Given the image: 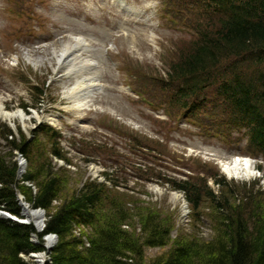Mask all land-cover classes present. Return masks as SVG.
Listing matches in <instances>:
<instances>
[{"label": "rangeland", "instance_id": "rangeland-1", "mask_svg": "<svg viewBox=\"0 0 264 264\" xmlns=\"http://www.w3.org/2000/svg\"><path fill=\"white\" fill-rule=\"evenodd\" d=\"M8 3L10 4V0H0V32L11 24L12 16L8 13ZM154 4L157 5V3ZM44 14L48 17L47 23L49 18L53 19L55 23L59 22L52 12L45 11ZM178 26H180V22L172 28H177ZM156 27H158L154 30L155 43L158 45L156 49L151 47L153 42L149 32L140 36L121 39L118 43L119 50L130 52L132 56L144 63L145 66L141 67L142 74L138 80L145 88L160 84V76L165 78L166 71L158 68H163L162 50L165 51L168 59H177L179 53L175 52V47L179 45V47L187 48L193 40L190 35L173 37V32L167 29L162 21ZM210 31L213 34L214 28L211 27ZM74 34V36L83 37V33L80 31H76ZM62 38L54 42L55 44H48L44 47L30 50L21 46L11 47L10 44L9 61H12V57L15 56V60L12 61L14 67L10 64L8 65V54H6L7 62L4 64L3 60L0 63V96L8 111H25L23 106L26 104L30 105V107L35 106L29 109L38 113L40 119L53 122L62 128L67 136L72 132L77 134L78 142H80L77 145L83 144L82 149L84 152L79 157L82 158V161L77 159L79 155L69 143L63 145L72 154H68L67 150L64 149L66 150L64 153H67L68 158L73 161V165L69 168L76 178H73V184L68 187L70 191L82 185L84 180L79 179L80 175H85V179L103 181L104 176L101 175V172L105 169L110 176L109 178H111L109 182L110 191L113 193L112 197L117 199L114 200L115 202L127 200L130 203H128L129 208H136L133 214H136L140 208L148 207L151 209L149 211H153L159 216L161 215L167 224H170L172 219H174L175 228L171 233V242L166 246L145 248L144 260L146 263H150L157 257L167 254L180 236L204 238L205 241L213 240L220 225L218 219L222 216L215 211L217 207L216 201L220 202L221 207L225 206L227 209H230L227 201L232 204L231 207L239 206V213L246 215L248 220H252L256 216V207L264 212V193H258V189H261V184H264V179L258 177V172H255L257 176L250 178L233 177L224 174L218 163L220 164L221 162L227 165L233 162V156L228 153L229 151L220 141H209L206 139L205 131L202 133L198 128L185 127L183 123L182 125L172 126L171 123H173L174 118L172 119L170 116L162 119L157 118L156 114L152 113L143 103L133 101L130 95L118 94L115 77L103 62L102 49L96 50L95 53L93 52L94 50H91V47L96 48L100 43L87 40L90 46L85 49V54L81 57L73 56V58L78 60V64L94 60V62L89 64L93 66L86 69L83 77L79 75L69 79L62 76L66 70L63 67H59L58 56L55 53L59 54L62 50L61 48H64L66 44H69L70 48L72 47L71 49H73L76 43L74 38L76 37L63 36ZM7 43L8 39H6V36L0 33V47L4 49ZM64 52L65 50L63 49L61 53ZM70 52L69 50L68 53ZM26 53L32 58L39 60L40 64H29L24 57ZM3 56L4 52L0 56V60H2ZM98 60L101 65H99ZM223 63L219 66L220 68L223 67ZM84 77L90 80L95 79V82L98 83V88L93 90L89 95L90 97L83 99L85 101H77L72 95V88L78 81H82ZM46 84H49V88H46ZM33 85L36 86L33 87ZM42 89L45 90L44 96L39 94ZM86 101L96 111V116L110 114V116L102 120L107 129L89 124H83L82 127H78L74 124L76 108ZM63 113L68 114L69 119L62 117ZM179 114L178 110L173 111L174 117ZM27 115L30 114L27 113ZM32 116L27 117L26 123L17 121L15 123L17 126L15 128L16 132L19 126L29 136L33 132L31 130L39 125L38 119L32 118ZM196 118L205 124L208 122V116L205 113H199ZM1 123L10 126L9 122L1 121ZM173 127L174 129H172ZM186 132L197 135L203 134L204 136H200V138L198 136L193 138L180 137L181 134ZM146 139L152 142L150 145L153 147L152 149L145 148L146 153L154 157L153 162L147 163L160 166L164 172L182 177V175L169 170V168L175 165L179 157L192 156L191 158L197 159L194 162L198 166L195 171L197 174L195 176L196 180L202 178L203 173H205V178L219 174L217 178L224 181L223 186L219 187L216 185L213 179L208 182L215 196L218 197L215 204L214 201L211 202L209 199L199 211L194 213L183 192L172 190L170 185L162 186L145 178H135L137 174L132 170V167L135 166L137 168L136 164L140 162V158L133 155L129 150L135 149L138 145L144 146L142 144H148ZM128 145L131 147H127ZM154 148L159 150L154 151ZM2 150L6 151V148L2 147ZM108 151L112 153L118 152V160L121 164L119 171L106 169V166L109 168L112 166L110 162L103 160V158H107ZM63 164L62 161L58 163L59 166ZM203 165L205 168L200 171V166ZM137 170L142 176L152 177L158 173L150 168L147 171L145 169ZM167 178L170 177L167 176ZM253 187L254 191H251ZM251 198L255 201H252ZM112 200H106V204L109 203L106 206L113 205L114 202H111ZM137 222L131 230L136 233V237L140 238L142 231ZM126 228L128 229L127 226ZM23 256L27 261H32L29 255Z\"/></svg>", "mask_w": 264, "mask_h": 264}, {"label": "trees", "instance_id": "trees-1", "mask_svg": "<svg viewBox=\"0 0 264 264\" xmlns=\"http://www.w3.org/2000/svg\"><path fill=\"white\" fill-rule=\"evenodd\" d=\"M239 1L231 21L218 29L217 37L207 38L182 59L179 75L200 72L204 79V72L208 74L223 61L248 53L258 57V63H264V0ZM241 83V73L236 72L231 81L223 80L222 84L225 88L236 85L242 88ZM259 83L264 86V81ZM245 90L251 92L248 86ZM238 102L254 109L252 131L264 135V93L258 94L254 101L244 97ZM34 133L30 140L23 132L20 137L15 136L7 125L0 128V137L7 143L0 144V211L22 217L17 195L20 192L32 207L47 211L46 228L39 234L41 244H37L33 241L36 233L33 225L0 216V264H33L24 260L22 254L42 251L43 238L51 233L57 234L59 241L50 264H264V212L260 208L256 207V216L248 220L239 213V206L231 207L229 201L230 209L221 207L206 184L203 188L202 184L175 181L174 187L187 193L194 210L202 207L204 193H208L211 202L216 201L215 211L222 215L218 219L220 225L213 240L180 236L167 254L146 263L145 248L171 242L173 220L167 224L148 207L133 214L136 208H129L127 200L113 199L114 204L106 206L111 191L103 183L88 180L81 188L70 191L73 174L67 165H71V160L57 143L56 133L44 127ZM8 146L9 152L1 149ZM14 150H19L29 163L21 180ZM55 158L67 164L60 168L54 163ZM216 183L221 187L224 181L216 179ZM258 193H264V189L259 188ZM136 222L142 231L140 238L131 230Z\"/></svg>", "mask_w": 264, "mask_h": 264}, {"label": "bare ground", "instance_id": "bare-ground-1", "mask_svg": "<svg viewBox=\"0 0 264 264\" xmlns=\"http://www.w3.org/2000/svg\"><path fill=\"white\" fill-rule=\"evenodd\" d=\"M67 54V52L58 54V63H62L63 62V56H65ZM28 57V56H27ZM30 62H32V64H40L39 60H35L32 57H28L27 58ZM71 72L76 71V70H80V65H77L76 63H72L70 69ZM82 72V70H81ZM98 85L95 86H91L88 85L86 83V80L78 82L76 84V86L73 88L72 90V95H76V97L82 98L84 95L87 94V97L89 96V94L91 93V91H89V89L91 90V88H97ZM79 92V94H78ZM26 114H24L22 112V110H18V111H8L6 110V108L4 107L3 104V99L0 97V122L1 121H6V122H10V123H16L17 121H20L22 123H26ZM225 169V172L230 175V176H235V177H245V178H250L255 176V170L253 169L252 166L249 165V162L246 160L245 162L243 161H235V162H231L227 165L223 166ZM40 220V218H39ZM51 245V242H47V247H49ZM47 258V255L42 253L41 255L35 256L33 257V261L36 264H46L45 259Z\"/></svg>", "mask_w": 264, "mask_h": 264}, {"label": "water", "instance_id": "water-1", "mask_svg": "<svg viewBox=\"0 0 264 264\" xmlns=\"http://www.w3.org/2000/svg\"><path fill=\"white\" fill-rule=\"evenodd\" d=\"M25 169V166L22 168L21 170V173L24 171ZM24 206V215L26 217H30V218H33L36 214L39 215L40 217V221L38 222V226H39V229H42L43 226H44V217H45V211L43 209H33L32 211L28 209V206H25V204L23 203L22 204ZM5 215L8 216V214L4 213ZM49 240H51L52 244L50 246V248L48 249V253H51L52 251V248L54 246V244L57 242L58 240V236L57 235H52L49 237Z\"/></svg>", "mask_w": 264, "mask_h": 264}]
</instances>
